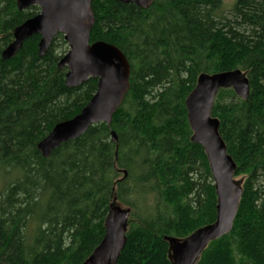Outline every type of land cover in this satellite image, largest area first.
Here are the masks:
<instances>
[{
    "label": "trees",
    "instance_id": "obj_1",
    "mask_svg": "<svg viewBox=\"0 0 264 264\" xmlns=\"http://www.w3.org/2000/svg\"><path fill=\"white\" fill-rule=\"evenodd\" d=\"M155 0L149 8L93 0L91 42L118 46L130 89L111 126L92 125L49 157L37 144L77 115L98 79L66 85L59 34L44 55L40 35L13 58L14 29L38 14L0 0V264H82L103 239L114 199L131 208L117 264H172L166 235L214 222L217 194L202 145L192 141L185 100L198 76L240 68L251 93L221 89L213 115L237 163L243 196L234 227L197 264H264V0ZM228 95L230 102H219ZM118 143L112 139V131ZM127 176L124 177V171Z\"/></svg>",
    "mask_w": 264,
    "mask_h": 264
},
{
    "label": "water",
    "instance_id": "obj_2",
    "mask_svg": "<svg viewBox=\"0 0 264 264\" xmlns=\"http://www.w3.org/2000/svg\"><path fill=\"white\" fill-rule=\"evenodd\" d=\"M149 8L155 0H116ZM93 0H17L20 11L38 6L40 12L19 24L13 40L3 49V58H13L25 40L40 35L39 53L44 55L54 39L63 34L69 51L60 59L65 68V83L78 87L89 78H97V91L87 105L71 119L58 122L42 138L37 147L44 157L63 143L77 139L92 125L111 126L114 114L130 89L131 64L116 45L104 40L91 42V31L96 17ZM231 88L246 100L251 83L240 68L219 72H203L185 100L192 141L202 145L207 156L217 194V214L214 222L199 227L189 236L179 238L166 235L172 264H197L211 241L233 229L243 196L242 180L236 177L237 163L228 152L220 133L221 121L213 115L216 97L221 89ZM112 139L118 143L117 133ZM127 171H124V177ZM131 208L124 207L114 197L105 220V235L99 245L82 264H117L127 243Z\"/></svg>",
    "mask_w": 264,
    "mask_h": 264
},
{
    "label": "rangeland",
    "instance_id": "obj_3",
    "mask_svg": "<svg viewBox=\"0 0 264 264\" xmlns=\"http://www.w3.org/2000/svg\"><path fill=\"white\" fill-rule=\"evenodd\" d=\"M233 3V0H227L225 1V6L226 8L227 7H231ZM31 8V7H30ZM39 12H40V9H39ZM38 12V13H39ZM69 51V45L68 43L67 44H64L62 41L58 42V52L59 54H63V56ZM231 89V88H230ZM229 90V89H228ZM230 102L231 101V97H229L228 95H223V96H219V102ZM10 175L6 176V177H3L0 175V192L1 190L3 189L4 185L9 182L10 180ZM238 179H241V176L238 177ZM123 205V204H122ZM124 207H127L126 205H123Z\"/></svg>",
    "mask_w": 264,
    "mask_h": 264
}]
</instances>
